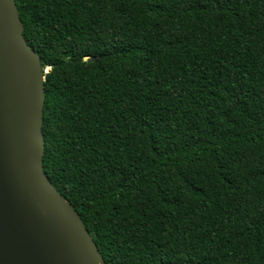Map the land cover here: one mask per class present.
Returning a JSON list of instances; mask_svg holds the SVG:
<instances>
[{"label":"trees","instance_id":"trees-1","mask_svg":"<svg viewBox=\"0 0 264 264\" xmlns=\"http://www.w3.org/2000/svg\"><path fill=\"white\" fill-rule=\"evenodd\" d=\"M15 3L44 172L105 264H264V0Z\"/></svg>","mask_w":264,"mask_h":264},{"label":"water","instance_id":"water-1","mask_svg":"<svg viewBox=\"0 0 264 264\" xmlns=\"http://www.w3.org/2000/svg\"><path fill=\"white\" fill-rule=\"evenodd\" d=\"M15 0H0V264H105L43 168L45 73Z\"/></svg>","mask_w":264,"mask_h":264}]
</instances>
